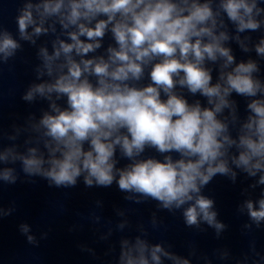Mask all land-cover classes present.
<instances>
[{"label":"clouds","instance_id":"1","mask_svg":"<svg viewBox=\"0 0 264 264\" xmlns=\"http://www.w3.org/2000/svg\"><path fill=\"white\" fill-rule=\"evenodd\" d=\"M261 5L264 0H23L16 16L19 40L36 45L42 35L55 37L51 52L47 44L37 52L35 74L42 82L22 96L30 103L48 101V110L31 125L39 135L25 141L42 149L31 146L25 154L9 147L0 161H19L26 177H40L49 187L73 188L81 177L89 188L115 183L134 194L125 200H154L170 213L183 208L187 227L200 229L203 222L219 233L225 225L202 189L218 175L235 181L234 169L259 174L249 187L264 185L260 63L251 56L238 61L228 46L234 42L264 59V35L251 47L252 37L240 35L262 30ZM106 36L112 42L104 47ZM21 49L0 26V63ZM233 95L246 100L243 120ZM148 150L161 158L146 156ZM121 159L127 163L118 167ZM18 179L16 169H0V181ZM244 208L259 228L264 192ZM5 215L10 211L0 207ZM21 232L37 243L28 225ZM162 258L190 264L159 243L149 246L139 237L121 242L119 264H164Z\"/></svg>","mask_w":264,"mask_h":264},{"label":"water","instance_id":"2","mask_svg":"<svg viewBox=\"0 0 264 264\" xmlns=\"http://www.w3.org/2000/svg\"><path fill=\"white\" fill-rule=\"evenodd\" d=\"M264 227L249 245L236 264H264Z\"/></svg>","mask_w":264,"mask_h":264}]
</instances>
